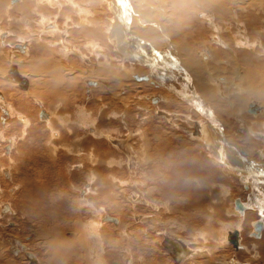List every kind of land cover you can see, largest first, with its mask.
I'll use <instances>...</instances> for the list:
<instances>
[{"label":"rangeland","instance_id":"1","mask_svg":"<svg viewBox=\"0 0 264 264\" xmlns=\"http://www.w3.org/2000/svg\"><path fill=\"white\" fill-rule=\"evenodd\" d=\"M17 1L20 0H5L7 4L4 5V7H0L3 8L1 10L2 14L0 16V60L1 63H3L1 64L3 67H1H8L11 65V63L14 64L16 62L15 64L18 63L17 65L22 72L32 70V68H34V65L30 63V61L32 62V55L34 56V54L37 53V50H45L46 52L43 51L42 54H44L46 57H48L47 55H53L54 59H56V61L60 63L61 67L65 69V76L67 78L72 77L73 83L75 84L73 86L75 87H73L74 89L70 90L71 92L69 90L68 92L63 91L62 93H64V97L66 98H64L62 101L60 100V102L57 103L54 100H50L53 98L52 96H55L60 92L58 86L55 87L54 84H49L47 91L48 93L41 96V100L40 98H37L36 94H32V90L27 92L17 85L15 87L12 86L13 84L11 85L9 81L4 83L5 91L8 92V94H13V97L10 99V97L6 96V105L10 108L6 112L10 114V117L4 116L6 122L8 121V123L5 126L0 125V264H32L26 259L23 249H27V251L32 252L37 257V262L34 261L36 264H234L233 262H236L237 264H264L263 260L261 259V257L264 256V206L262 205L260 207L261 204H259V206L254 205L248 211L245 209L243 212H239L234 207V200L236 199H242L245 202L253 204L252 201L254 200L251 197L253 190H248V188H246L248 185L247 182L235 175V173H244L245 175L251 176L252 173L250 171L233 169L232 172L234 173H224L220 169L216 168L217 174L213 176H208L205 172L202 173V176L194 175L190 179V185L195 187V189L190 191V193L194 197H197V206L195 205V207L191 206V202L188 200L186 195L182 193L184 192L182 187L181 189L179 188L180 190L177 187L172 190L173 188L171 186H166V184L163 183V185L160 183L163 179V175L159 178L151 171H149V175L148 170H152V168L150 166L149 168L148 165L141 166L138 164L136 167H132L135 169L139 168L138 171L134 170L129 176H127L128 174H126V176H122L121 180H114V178H111L113 175L111 174L110 169L107 168L108 165L104 164L106 169L103 166L99 168V175L101 174L102 178L96 174V176L94 175L95 178L90 179V173L87 171L91 169L90 159L92 160L93 158L90 157L91 154L88 156V159L86 158V153L78 155L81 143H83L85 140H90L85 141V147L81 146L84 150L86 149V145H90V147H88L86 150V152L89 153L93 143H95V146H99L103 141H106V137H104L106 134L103 132H111V134L113 133L111 127L106 125L107 129L102 131L97 139L92 140L91 137L88 136L89 138H87L85 136L86 129H83V126H89L94 123V121L99 120V122H101V120L100 117H97L94 119V121L86 120V123L83 124L84 122L81 121V108L84 107L86 109L87 107L89 109L91 104L92 107H101L105 101L101 98V94L98 93L102 90L99 87L94 89L97 93H94L92 102H89L91 99L87 101L85 98H83V93L85 92L83 83L85 77H93V72H95L93 70H96L97 64H100L103 61H109V66H111V71L109 73L113 72L111 75L114 76L118 72L122 71L120 68L121 66H119L120 53L117 50L115 51L113 48L117 39L111 37V35L106 32L113 22V14L111 13L110 7H108L109 1L90 0L98 10V12L92 13V11L90 12L89 8H86L88 6H86L85 3L82 5L83 3H80L81 0H76L79 3V7H84L89 11L88 15L86 13L79 12L78 9L80 8L78 7L71 8L70 5L66 4L62 0H48L49 2L47 0H41L40 2H37L38 4L36 3L37 6L39 5V7L35 6L36 9H40V11L38 10L40 13L36 12L35 14L33 9L29 10L31 15L28 16V19H31L30 21L27 19V16H22L17 13L14 15L10 14V11L18 12L16 9L12 10V7H14V2ZM72 1L74 2V0ZM94 1L96 3H94ZM149 2L155 3V0H149ZM154 3L147 5L151 6L150 8H158L155 9L158 18L159 12L166 11L168 14V18L166 20V29L170 28L169 26H171L173 29H176L174 24L176 22V20H174L176 10L184 7L183 11L185 14L190 12V10L185 7L187 6L186 3H183V5H180L176 2L167 1L164 2L163 5H158L156 3L154 5ZM189 3L194 4V12L196 11L198 13L197 15L191 13V16L194 18V20L198 18V21L195 20L192 23L187 22V28L191 29L190 31H192L193 27L194 30L203 28L204 32L201 37L193 35L191 32L182 29L185 26H181L179 30H176L179 34L185 36V42H181V44L177 46L183 50L185 60L187 50L189 49H192L197 55L202 50L211 53L212 49L210 47L216 48L221 52L226 51V45L222 40L221 35L224 38L233 39V28H225L224 26L219 25L220 27L218 26L219 29H217V32L214 30L212 31L209 29V27H213L215 19L211 22H208V20H205V22L203 20V24L200 25L199 21L207 13H210L211 16L209 17L215 18V16L212 12H207L205 15H203V13L198 9V7L200 8L199 5H196L192 1ZM56 5L59 7H56ZM253 5L254 7L256 6V4ZM43 8L46 11H44ZM5 10L8 12L7 15ZM21 16L23 18H21ZM79 16H82V18ZM41 17L45 18L44 20H46L45 25L41 23L43 26H41L39 23V21H41ZM96 18L99 20H96ZM85 19L90 21L88 22ZM94 19L96 21H94ZM78 22H80L79 26ZM92 22L95 23V27H92ZM81 24L82 28L85 27L86 29L84 30L85 32L82 31L80 33ZM53 25H55L54 29H56V33L53 32L52 34L49 32L52 30ZM146 25H149V23ZM151 26L152 25L150 24L149 27ZM92 28H95V30L97 28L98 29L93 31ZM220 28H224L222 32H220ZM181 30H184V32ZM156 31L159 32V34L162 33V30L160 29H157ZM86 32H91V34L98 33L100 35L98 36V34H95L91 37L90 34V39L87 38V40L84 36ZM4 33H8L9 35L7 34L4 36ZM222 33L225 34V36ZM81 34H83V37ZM161 35L162 34H160V36ZM162 37L161 40H164V37ZM176 39L179 42L178 37ZM200 39H202L204 42H207L210 47H208L206 44H203ZM208 40L210 42H208ZM24 41L29 43V51L25 56L26 58H23L14 49L16 45L21 44ZM46 43L51 44L46 45ZM96 43H98V46H101L100 49L97 48ZM186 43L191 47L187 48L182 45ZM65 44L67 46L69 44V48H67ZM87 44L91 45V47L88 48ZM39 45L42 47V49H36V47ZM70 48L72 49L70 50ZM47 50H49V52ZM262 50H264L263 46ZM28 55L29 57L27 58ZM83 56L84 60L82 59ZM232 56H236V50L234 49L232 50ZM180 57L183 58L181 55ZM86 59L89 63L85 61ZM164 60L167 61L165 58ZM241 61L238 60L239 63L235 64V69L238 72L243 70V72L246 73L244 69L246 64L242 63ZM112 64H116V66L112 67ZM228 64L230 65V61H228ZM25 65H30V68H24ZM136 65L142 64L138 63ZM199 66L200 64H198L195 69H190V71L197 70ZM87 70L91 71L86 73ZM35 71L37 72L34 73ZM34 72H32V74L36 75L39 72V69L34 70ZM138 72H132V74L137 76ZM29 75L30 73L28 74V80L30 81L31 87V83L32 85L34 84V77L31 75L30 77ZM263 76L264 75H260L259 79H261ZM233 77L234 76L230 77V80L234 81H231V83H235ZM2 80H4V78H2ZM130 81L132 83L129 82V84H135L133 89H130V98H128L127 95L125 96L124 91L119 89L120 85L115 87L116 94L127 97L130 99V103L132 102L133 104H136V102H143L142 104L144 106L146 105L143 109H147L148 107V109L150 108L148 112L153 113L156 105L154 106V103L151 105L152 102L148 101V99L142 98L149 93H151V95L155 94L156 96H159L160 93L151 89H148V92H145L144 90L147 89L145 88L143 90L141 86L139 87L137 85L138 82L134 81L133 77H130ZM261 81L262 80H259V82ZM256 83L257 81H250V79L246 76L244 83L246 90H254ZM229 87L231 86L229 85ZM237 88H240V86ZM68 89H70L69 85ZM139 95L141 97H139ZM21 97L23 99H21ZM226 98L227 95L224 99ZM48 99L51 101V105L48 104L50 102ZM246 102L247 101L245 99L239 102L238 112L236 111V113L241 117L242 115H245L251 118L252 116L246 114L242 108V106H245ZM83 104L85 105L83 106ZM174 105L168 104L163 108L167 110H176L183 115L189 113L186 112L185 108L181 106L179 107L177 102L174 103ZM219 107L225 108L222 105ZM94 109L97 110L96 108ZM44 111L46 113L50 111V114L48 113L50 115H48V121H45L46 114ZM91 112L94 115L92 110ZM144 112L145 111H143V113ZM40 113L42 114L41 116ZM147 114L149 115V113ZM43 115L45 118L42 117ZM1 116H3V112L0 109V117ZM259 117L260 115L258 117H252L251 120L260 124L263 122L262 120L256 121V119ZM150 118L152 117L150 116ZM233 118V114H229L227 118L223 117L221 120L223 121L222 124L224 125V130H226V137L232 141L233 144L235 143V145H240L241 151L240 148L238 150V148H236L233 144L229 145L224 143L221 126L217 120L212 118L208 120L210 127L213 129V131L217 130L220 132L218 136H215V148L216 146L217 148H220L219 145H223L225 147V152L221 153L222 156H243V150L247 154L251 153L248 155H250L252 159L256 158L261 161L264 158L263 144L261 145L260 143L253 141L252 136L250 137L247 135V133L245 134L244 132L243 134L244 130L242 127L244 124H246L245 119H242V121L238 118H234L235 120ZM164 119H158L157 117H153L152 119L148 118V120L151 121V124L159 125V123H163L164 125L161 127L164 128L165 131H168V133L174 132L172 131L174 128L171 126L169 118ZM152 120L155 121L152 122ZM175 121L174 122L176 124L180 126L182 125L181 128H184V130H176L178 136L177 140L182 138L187 139V136L190 134V132L193 136V127L187 125L189 123L184 122L183 124V122L179 119H175ZM23 122L27 123L25 124V127ZM249 123L253 124L252 122ZM236 127H240V129H236ZM133 129L134 130H131L130 133L136 132L137 128L134 127ZM258 129L261 131L260 128ZM52 131H59L62 139H58L57 137L54 139V137L51 136ZM121 131H123V129H121ZM138 131L139 135L135 137L137 139H139L140 135L143 134L142 131ZM242 135H245L246 137L248 136V138L246 139V137H241ZM73 136H80L79 138L82 137L83 140L79 141V143L72 142L74 139ZM131 138L132 137H130L129 140H131ZM137 139L133 144V147L135 148L133 149L134 151H137L136 148H138L137 146L139 142ZM249 139L252 140V142H250ZM132 140L134 139L132 138ZM195 143L201 142L196 141ZM76 145H78V147H76ZM104 145H102L100 150L105 151L106 158L113 155L111 152L115 151L108 147V145H105V147ZM69 148L72 150V153ZM176 148L173 147L165 149L169 150L166 152L167 157L172 151L178 152L181 150L183 152V150H188L186 146H176ZM197 148L201 150L200 155L202 154V156L207 157L206 152L203 151V147L197 146ZM228 149L234 150L236 154L231 155V152ZM73 151H77V153ZM149 155L152 154H146V156ZM118 156H121L122 158L125 157V159L127 158V154L124 155L123 153H120ZM115 158L116 157H114V159ZM123 159H121L122 162L124 161ZM93 160L97 162L96 159ZM108 161L110 160H107L106 162ZM250 162L252 164H256L253 161ZM76 164L82 165L83 169L79 168L80 170H77ZM204 164H207V161H205ZM211 165L214 166L213 163ZM122 166L128 169L127 165L125 166L123 164ZM108 167H111V165ZM76 172L78 173V177L81 176L82 179H71L72 177L76 176ZM122 172H124L123 169ZM108 174H111V176ZM105 177L109 178L106 179ZM146 178L148 180H145ZM88 182H90V185ZM77 185L80 186V188L82 186L86 187V185H89V187L92 189V193L84 198V202L86 204H81L83 200L78 198V191L74 190V188H78ZM158 186L161 187L159 188ZM71 187H73V189H71ZM167 188L169 190H167ZM262 188H264L263 183L260 187V190ZM171 190L172 192H170ZM98 191L101 194L98 193ZM171 193H175V195L177 194L176 197H174L175 195ZM132 195L139 196L140 199H137L133 202V199L131 198ZM82 197L84 196L82 195ZM142 198L145 202H142L141 204L140 200ZM250 198L252 199L251 202ZM36 199L42 203L41 226H38V219L35 222L33 220V215L38 213V211L33 207V202ZM5 204L9 205L12 210L11 213H2L1 210ZM20 207H24L26 211H23V209L20 210ZM103 214L118 218L119 227L117 228L121 231H116L117 228L111 222L108 223L107 221V224H105L106 226H104L102 222L100 223V217ZM254 220L255 222L258 220L263 221L260 237H255L256 234L251 224V222L253 223ZM95 223L102 224L97 225L98 228H107L105 230L106 235H101V240L100 238L95 239V237H93V232L90 230L91 226L95 228ZM234 228H239V244L242 246L240 250H235L226 239L227 232L234 231ZM102 233L103 229L101 230V234ZM88 235L90 236L89 238ZM75 237L77 240L71 242V240H74ZM79 238L80 241L81 239L83 241L80 242ZM165 238L181 240L189 248L188 252L190 254L186 255L182 260L175 262L168 251L161 245V242ZM20 246H22L23 249H21ZM94 249H98V252L101 251V255L104 256V261L95 257ZM12 250H18V252L13 253ZM69 253L77 254L74 257L68 258ZM258 254H260L261 257L259 256L258 258ZM81 255L84 257V261L81 258ZM142 258H144L145 263ZM34 262L33 264H35Z\"/></svg>","mask_w":264,"mask_h":264},{"label":"bare ground","instance_id":"2","mask_svg":"<svg viewBox=\"0 0 264 264\" xmlns=\"http://www.w3.org/2000/svg\"><path fill=\"white\" fill-rule=\"evenodd\" d=\"M38 1L40 2L41 0H20V1H17L16 3L13 4L15 8L12 7V10L14 8L18 12L10 11V14L14 15L17 13V14H20L22 16H27V19H28V16L31 15L29 12L30 9H33L35 11V14H36V12L38 13L40 11V9H38V8L36 9V7H35V6H37L36 3ZM62 1H64L66 4L70 5L71 8H76V7L80 8V9H78V11L82 12V13L88 14L89 13V11L87 10L88 8L90 9V12L92 11V13L98 12L96 7L94 6V4L90 0L89 1L88 0H81V2H80V3H83L82 5H84V3H85V5L88 6V7H86L87 9H85L84 7L83 8L79 7V5H78L79 3L76 0H74V2L72 0H62ZM105 1H107V0H105ZM108 1H109L108 7H110L111 13L113 14V18H112L113 22H112L110 28H108V31H106V32H108L111 35V37L117 39L116 44L114 45L113 48L115 49V51L117 50L120 53V58H119V64L120 65L119 66H121L120 68L122 71L118 72L117 74H115L113 76V75H111L113 72L109 73L111 71V69H110L111 66H109V61H105V62L103 61L100 64L97 62L98 63L97 66L95 65L97 68H96V70H93V71H95V72H93V74H94L93 77L88 78L89 76L86 74L88 77H85V80L83 83L84 84V90H85V92L83 93L84 94L83 98H85L87 101H89L91 99L89 102H92L94 93H97V92H95L96 90H94V89L99 87L102 90L99 91L98 93L101 94L100 95L101 98L105 101V103L103 102V105L101 107L100 106L99 107L98 106L92 107L91 106L92 104H91L89 106V109L87 107H86V109L84 107L81 108V110H80V111H82L81 121L84 122V123L82 122L83 124L86 123V120L94 121V119L97 117H100V120H101V122H99V120H96V121H94V123H92L89 126L88 125L85 127L83 126V129H86L85 136L87 138L91 137L92 140L97 139V137L101 134V132L105 131L107 129V126L111 127V130L113 133V134H111V132L110 133L109 132H103L104 134H106V135H104V137H106V141H103L102 144L99 146H95V143H93V145L91 146V151L89 153L84 151V153H86L87 159H88V156L91 154L90 157L97 160V162H95L93 159L92 160L90 159L91 164H92V165L90 164V168H91L90 170L91 171L90 170L87 171L90 173V179L95 178L96 174L99 177H101V174L99 175V168H101V166H103L106 169V166H104V164H107L108 166L111 165V167H112V165L115 166V164H116L119 167V165L124 163L125 166L127 165L128 169L132 166L131 165V162L133 163V161L131 160L132 156L137 157V155L139 154V150L134 151L133 150L134 149L133 144L130 145L132 138L137 139L135 137L137 135H139V133H137V132L130 133L131 130H134L133 128L136 127L138 130L143 132V134L140 135L139 139H137L139 142L137 147L140 146L139 148H141L142 150L143 149L148 150L147 154H152L149 156H142V160H144L146 162L148 167L150 166L152 168V170H149V171H151L152 173H155L157 175V177H159V178L162 177V175H163V179L161 180L160 183H162V184L164 183V184H166V186H171L173 188L172 190H174L176 187L178 189L179 188L181 189V187H182L184 190V192H182V193H184V195H186L188 200L191 202V204H192L191 206L195 207L197 197H194L190 193V191H193L195 189V187L190 185V179L194 175L202 176V173H204V172L208 176L216 175L217 169H220L224 173H234V172H232L233 169L250 171L252 173L251 176L245 175L244 173H235V175L239 176L241 179H244L247 182V184L249 186L247 185L246 188H248V190H251V191L253 190L251 193V197L254 201H252V199L250 198L251 199L250 202L252 201L253 204L245 202L242 199H240L239 201H240V203L242 202V203L247 205L246 211L251 209V207L254 205L259 206V204H261L260 207L262 205L264 206V188H262L260 190L262 183L264 184V181H263L264 180V158L261 161L256 159V158L252 159L250 157V155H248L251 153L247 154L243 150H242L243 156H238V155H235L236 153L232 149H228V150L231 152V155H235V156H232V157L222 156L221 153L225 152V147L223 145H219V147L221 148V150H220V148H217V146L215 148V144H214V141L216 140L215 136H218L220 134V132L217 130L213 131V129L210 127L209 122H208V120H210L212 118H214L215 120L218 121V123L221 126L223 141H224V143H227L230 145V144H233V142L230 141L226 137V133H225L226 130H224V127H223L224 125L222 124L223 121L221 119H223V117L227 118L229 116V114H231V115L233 114L235 119H237V118L239 120L245 119L246 124H244L243 127L241 126L242 129L244 130L243 134H244V132H245V134L247 133V135H249L250 137L252 136L253 141H255L256 143L258 142L261 145L263 144V146H264V125H263L264 124V82H263L264 76L261 79H259L260 75H264V50H262V46L264 47V0H171V1H169V0H155V3L158 5H163V3L166 1L167 2H176V3H179L180 5H183V3L187 4V6H185V7L190 10L189 13H186V14L184 13V11H183L184 7L175 11L174 20H176V22L174 24L176 26V29L171 28V26H169L170 28L166 29V20L168 18V14L164 10L165 12H159V18H158V15H156V11H155V9L157 7L156 8H150L151 6H148L149 4H152L154 2L150 3L149 0H108ZM190 1H192L196 5L200 6V8L198 7V9H199V11H201L203 13V15H205L207 12H212L215 16V18L209 17L211 15H210V13H207L206 14L207 16L205 15L204 17H202V19L200 18L201 19L199 21L200 25L203 24L202 23L203 20L204 21L208 20V22H211L212 20L215 19L214 20L215 23H213V27L212 28L209 27V29H211L212 31L214 30L215 32H217L218 31L217 29H219L218 28L219 25L224 26L225 28H227V27L233 28V32H234L233 39L224 38L221 35V38L226 45V51L221 52L220 50H218L216 48L210 47L207 44V42H204L202 39H200V41L203 44H206L208 47H210L212 49V52L210 53V52H207L205 50H202L197 55L196 52H194L192 49H189V50H187V55H186V60H185L183 50L180 49L179 47H177L178 45L181 44V42H185V36L182 34H179L176 30H179L181 28V26H185L182 29H184L185 31L191 32L193 35L201 36V37H202L203 32H204L203 28L194 30V27H193L192 31H190L191 29L187 28L188 27V25H186L187 22L192 23L195 20L198 21V18L194 20V18L191 16V13L196 14V15L198 13L196 11L194 12L195 6H194V4H190L189 3ZM94 3H96V2L94 1ZM155 3H154V5H155ZM6 4L7 3L5 2V0H0V7H4V5H6ZM253 4H256V6L254 7ZM37 7H39V5ZM56 7H59V6L56 5ZM98 7H100V6H98ZM2 9L3 8H0V16L2 14V12H1ZM43 9H41V10H43ZM44 11H46V10L44 9ZM5 12H6V10H5ZM26 12H29V13H26ZM99 12H100V10H99ZM32 13H34V12H32ZM7 14H8V12H6V15ZM22 16H21V18H23ZM32 16H33V14H32ZM7 17H10V16H7ZM195 17H197V16H195ZM80 18H82V16ZM97 18H99V17H97ZM97 18H96V20L100 19V18L99 19H97ZM44 19L45 18L41 17V21H39V23L40 24L42 23L43 25H45L46 20H44ZM24 20H25V18H24ZM34 20H36V19H34ZM96 20L94 19V21H96ZM86 21L89 22L90 20H86ZM22 22H24V21H22ZM15 23H16V21H15ZM79 23L80 22H78V26H79ZM148 23H149V25L151 24L152 25L151 27H153V28L149 27V25H146ZM42 24H41V26H43ZM94 24L95 23L92 22V27L94 26ZM9 25H10V23H9ZM88 25H89V23H88ZM22 26H25V25H22ZM54 28H55V25H53L52 30L49 33L53 34V32L56 31V29H54ZM76 28H78V27H76ZM80 28H81L80 33L82 31L85 32L84 30L86 28L85 27L82 28V24H81ZM207 28H205V29H207ZM157 29L162 30L161 31L162 33H160V34H162L161 36H160L159 32L156 31ZM223 29L224 28H222L220 30V32H222ZM94 30H95V28L93 29V31ZM184 30H181V31L184 32ZM100 31H102V30H100ZM108 33H107V35H108ZM7 34L8 33H4L3 35L5 36ZM90 34H91V32H86L84 35L86 37L85 39H87V38L90 39ZM95 34H91V37H92V35H95ZM81 35L83 37V34H81ZM99 35L100 34H98V36ZM213 35H214V33H213ZM223 35L225 36V34H223ZM162 36L164 37V40H161ZM177 37H178L180 43L176 39ZM180 40H182V41H180ZM48 42H50V41H48ZM91 42H93V41H91ZM208 42H210V41L208 40ZM28 44L29 43L27 41H24L21 44H18L17 46H15L14 49L16 50V52H18L24 58L29 51ZM50 44L46 43V45H50ZM97 44L98 43H96V45ZM87 45H88V48L91 47V45H89V44H87ZM182 45L184 47H187V48L191 47L187 43L182 44ZM100 47L101 46L97 45V48L100 49ZM67 48H69V44H68ZM36 49H42V47L39 45L38 47H36ZM71 49L72 48H70V50ZM233 49L236 50V56H234V57L232 56V50ZM43 51L46 52L45 50H43ZM43 51L37 50V53L34 54L35 57L32 55V62L30 61V63L34 64V68H32V70L26 69L27 71H25V72H22L21 69H19V67L17 65L18 63L15 64L16 62L14 64L11 63V65L8 67L2 68L3 66L1 64H3V63H1V60H0V107H2L0 109L2 110L3 114L5 112V115H3L1 117L2 122L6 120L5 119L6 116L10 117V114L6 112L10 108L6 105V101H5V98L3 96V93L5 95H8L11 98L13 97V94H11V93L8 94V92L5 91V86H4L5 84L4 83H6V81L7 82L9 81L11 83V85L13 84L12 86L15 87L17 85L27 92H29V90H32L33 93H34V91H35V93L38 92V93H36L37 98H40V99H41V96L46 95L48 93L47 91L49 88V84H54L55 87L58 86V88L60 89V92L58 94H56L55 96H52L53 98H51L50 100H54L57 103L60 102V100L62 101L64 98H66V97H64V93H62L63 91L68 92V90L70 91L71 89H74L73 87H75V86H73V85H75V84L73 83L72 77L67 78L64 74L65 69L61 67L60 63H58L56 61V59H54V56L53 55H47V53H46V55L48 56V57H46L44 54H42ZM47 51L49 52V50H47ZM179 54L181 56H183V58L180 57ZM194 55H196V56H194ZM28 57H29V55L27 56V58ZM83 58H84V56L82 57V59ZM164 58L167 61H165ZM1 59H2V57H1ZM238 60L239 61L242 60L241 62L246 64V66L244 68L246 73H244L243 70L238 72L235 69V64L239 63ZM85 61L87 63H89L87 59ZM228 61H230V65L228 64ZM138 63L142 64V65H136ZM198 64H200V66L198 67L197 70L190 71V69H195V67ZM29 66L25 65L24 68L25 67L28 68ZM114 66H116V64L113 65L112 67H114ZM36 69H39V72L36 75L32 74V72H34V70H36ZM88 71L89 70H87L86 73ZM136 71L137 72L139 71L137 76L135 74H132V72H136ZM187 71H190V72H187ZM36 72L37 71H35L34 73H36ZM29 73L32 77H34V84L32 85L33 89H32V87H30V81L28 80V74ZM231 76H234L233 78L235 80V83H231V81H233V80H230ZM246 76L250 79V81H257L254 90H246V87L244 84L245 80H246ZM83 77H84V75H83ZM130 77L131 78L133 77V80L137 81L138 82L137 85L139 87L141 86L143 90L146 88L147 90H144L145 92H148V89L149 90L151 89L153 91H158L160 93L159 96H156L155 94L151 95V93H149L148 95L145 94L146 96H143V98H142V99H144V98L148 99V101L152 102L151 105H153V103H154V106L156 105L155 109L153 110L154 111L153 113L148 112V110L150 109V108L148 109V107H147V109H143L146 106V105L144 106L142 104L143 102L142 103L136 102V104H133L132 102L130 103V99H128L131 97V92H130L131 90L130 89H133V86L135 85L134 83L131 84L132 82L130 81ZM2 78H4V80H2ZM139 78H141V80H137ZM259 80H262V81L259 82ZM129 82H131V83L129 84ZM68 85L70 86V89H68ZM118 85H120L119 89L124 91L125 96L127 95L128 98L125 96H120V95L116 94L115 87H117ZM121 85H122V89H121ZM229 85L231 87H229ZM238 86H240V88H237ZM127 87H128V89H127ZM235 90H236V92H235ZM226 95H227V98L224 99L226 97ZM22 97H21V99L24 98V97L23 98ZM139 97H141V96L139 95ZM243 99H245L247 101L245 106L244 107L242 106L243 111L246 114H248L249 116L251 115L252 117H258L260 115V117L257 118L256 121L262 120L263 122H261L259 124L258 122H253L251 120L252 117L250 118V117H247L245 115H242V117H241L239 114H238L239 116L237 115L236 111L238 112L239 102L242 101ZM50 100L48 99V101H50ZM176 102L178 103L179 107L181 106V107L185 108L186 112H189L190 114L187 113V114L183 115V114H180V112H178L176 110H169V109L167 110V109L163 108L164 106H166L168 104L174 105V103H176ZM18 103H20V102H18ZM225 103L227 104V107H226ZM48 104L51 105V101ZM84 105L85 104H83V106ZM148 105H149V102H148ZM220 105H222L225 108L219 107ZM94 108H96L97 110H95ZM99 109H100V111H99ZM91 110L94 112V115L92 114ZM143 111H145V112L143 113ZM48 113H47V115L50 114V113L49 114ZM147 113H149V115ZM195 113L197 116L195 115ZM150 116L152 118L157 117L158 119L159 118H161V119L169 118V122H171V126L174 128V130H172V131H174V132L168 133V131H165L164 128L159 127V126H163L164 125L163 123H159V125L151 124L150 123L151 121L148 120V118L152 119V118H150ZM46 118H47V116H46ZM193 118H195V119H193ZM175 119H179L180 121L183 122V124H184V122L189 123L187 125L193 127L192 134H193V136H195V135L196 136L193 137L191 135V132H190V134H188V136H187V139L182 138V139L177 140L178 136H177L176 130L177 129L184 130V128L183 127L181 128L182 125L180 126V125L176 124ZM45 121H48V119ZM81 121H80V123H81ZM153 121H155V120H152V122ZM95 122H97V123H95ZM249 122H252L253 124H250ZM7 123L8 122L4 123V126L7 125ZM177 123H178V121H177ZM23 124H24V126H26L25 124H27V123L23 122ZM47 124H48V122H47ZM260 125H261V127H260ZM262 126H263V129H262ZM237 128L240 129V127H236V129ZM258 128H260L261 131H259ZM121 129H123V131H121ZM161 129H162V131H161ZM76 130H77V127H76ZM246 131H248V132H246ZM256 131H259L260 133L256 132ZM52 134L54 136L56 135V137L59 135V137L61 138V134L59 133V131L58 132L52 131ZM59 137H57V138H59ZM79 137L75 136L73 142L77 143V142L83 140L82 137L81 138H79ZM130 137H132L131 140H129ZM241 137H246V136L242 135ZM123 138H125V139H123ZM247 138H248V136L246 137V139ZM252 140H250V142H252ZM85 141H90V140H85ZM85 141H83V143H81V146L85 145ZM196 141H200L201 143H195ZM185 142H186V144H185ZM104 144L106 146L108 145V147L113 148L114 150H117L118 152L121 150L124 154H127V158L126 159L124 158V161L122 162V160H121L122 157L120 159H118V157H119L118 156L117 158H115V159L112 158V160L106 162L107 160H109V158H111L112 155L111 156L108 155L110 157L107 159L106 155H105V151L100 150V148ZM105 145H104V147H105ZM233 145L236 148H238V150L240 148V151H241L240 145H237V144L235 145V143ZM176 146L177 147L178 146L179 147L186 146L188 150L182 149L183 152L181 150L178 152L177 151H172V152L170 151L171 153L167 157L166 152H168L169 150H165V149L173 148ZM197 146L203 147V149H204L203 151L206 152V155L208 158L202 156V154L200 155L201 150L198 149ZM89 147H90V145H89ZM73 148H74V146H73ZM69 150H70V148H69ZM67 151H68V149H67ZM70 151L72 153V150H70ZM73 152L77 153V151H73ZM188 152H189V154H188ZM111 153H113V152H111ZM140 154H141V152H140ZM117 155H119V154L117 153ZM259 155H260V151H259ZM114 156H116V155H114ZM261 158H262V155H261ZM137 159H139V158L137 157ZM205 161H207V164H204ZM250 161H253L256 164H252ZM94 163H96V164H94ZM212 163L214 164V166L211 165ZM76 165H77V168H81L80 166H82L80 164H76ZM108 166H107L108 169H112L111 167H108ZM213 167H215V168H213ZM96 171H97V173H96ZM104 171H102V172H104ZM149 171H148V174H149ZM226 171H228V172H226ZM254 171L258 172L257 174L261 175V176L260 175H258V176L261 177L260 179L263 182H260V181L258 182L256 180L255 174H253ZM89 173H88V175H89ZM111 174H108V175L111 176ZM154 177H156V176H154ZM105 178L108 179L109 177L108 178L105 177ZM111 178H114V177L111 176ZM145 180H148V179L146 178ZM88 181H90V180H88ZM88 183L90 185V182H88ZM259 184H261V185H259ZM89 185H86L84 191L82 192L83 194L84 193L85 194L84 195L80 194L81 196L83 195L85 197V196H88V194L92 193V189L89 187ZM166 186H165V188H166ZM150 189H152V188H150ZM167 190H169V189L167 188ZM172 190L170 192H172ZM99 191H98V193H100ZM149 191H151V190H149ZM171 194L175 195V193H171ZM176 195L174 197H176ZM84 197L82 199L83 201L81 202L82 205L85 203ZM163 197H161V198H163ZM192 197H194V198H192ZM131 198L133 199L132 200L133 202L136 201L137 199H140V197L136 196V195H134V196L132 195ZM187 198H186V200H187ZM175 199H177V198H175ZM140 202L142 204V202H145V201L142 198L140 200ZM234 203H235V200H234ZM176 204H177V202H176ZM243 206L246 209V206L245 205H243ZM234 207H235V205H234ZM177 209H179V208H177ZM1 211L4 214L12 212L9 205H6V204L2 207ZM246 211H245V213H246ZM106 217H111V216H109L107 214H103L100 217V223L101 222H102V224L107 223V222H105V221H107L105 219ZM112 218L116 219V223H113L115 225V227L116 228L119 227L118 226L119 219L116 217H112ZM108 222H110V221H108ZM262 222H263L262 220H258L257 222H255V220H254L253 223L251 222V224L253 226V230L256 234L255 237H260V235H261ZM96 225L97 224L95 223V228H96ZM257 225L261 227L260 230H257V228H256ZM239 227H241V226H239ZM263 227H264V225H263ZM95 228H92V229L94 230ZM97 229H99L98 226H97ZM97 229H95V230H97ZM238 229L236 228L234 230V231H237V233H238V242H237L238 247H237V249H235L233 247L235 250H240L242 247L239 244L240 234L238 232ZM229 232H233V231H229ZM229 232H227L226 236L228 235ZM95 233H98V232H95ZM104 234L106 235V233H104ZM95 235H97V234H95ZM89 237L90 236L88 235V238ZM100 237H102V236L100 235ZM166 239L176 240V241L180 242V244L184 248L183 253H185V256L190 254L188 252L189 248L181 240L172 239V238H166ZM79 241H80V238H79ZM163 241L161 242V245L163 244ZM20 247H21V249H23L22 246H20ZM165 249L168 251L170 256L175 261L174 257L177 255V251H178L176 249V246L174 244H171L170 247L165 248ZM23 251H24L26 259L28 260L29 263L33 264L34 261L37 262V257L32 252L27 251V249H23ZM16 252H18V250L13 251V253H16ZM20 255H21V253H20ZM101 256H103V255H101ZM185 256H184V258H185ZM259 256L261 257L260 254H258L257 257L259 258ZM261 259L264 262V256L261 257ZM233 263L237 264L236 262H233Z\"/></svg>","mask_w":264,"mask_h":264},{"label":"crops","instance_id":"3","mask_svg":"<svg viewBox=\"0 0 264 264\" xmlns=\"http://www.w3.org/2000/svg\"><path fill=\"white\" fill-rule=\"evenodd\" d=\"M14 3H16V2H14ZM14 8H15V7H14ZM14 8H13V9H14ZM16 46H17V45H16ZM28 46H29V45H28ZM28 49H29V48H28ZM32 65H34V64H32ZM31 87H32V83H31ZM36 93H38V92H36ZM36 93H35V91H34V95H35ZM32 94H33V91H32ZM36 95H37V94H36ZM3 96H4V98H5V101H6V96L9 97L8 95H5L4 93H3ZM21 96H22V95H21ZM10 98H11V97H10ZM3 115H4V114H3ZM41 115H42V114L40 113V116H41ZM42 117L45 118L44 115H43ZM45 119H46V118H45ZM24 127H25V126H24ZM159 127H161V126H159ZM161 131H162V129H161ZM136 132L138 133L139 131L136 129ZM51 136L54 137V139L56 138V135L54 136L53 134H51ZM57 137H59V135H58ZM59 138H60V137H59ZM59 138H58V139H59ZM73 140H74V139H73ZM73 140H72V142H73ZM135 141H136V139L131 140V142H130L131 145L134 144ZM75 143H76V142H75ZM77 143H79V142H77ZM76 147H78V145H76ZM82 147H85V145L82 146ZM82 147L80 146L81 149L79 148L78 155L81 154V153L83 154V153H84L83 151H86L87 148L89 147V145H86V149H84V150H83ZM139 147H140V146H139ZM139 147L136 148L137 150H139V154L137 155V157H138L139 159H137L136 156H135V158H134V156H132L133 159L131 158V160H132V161H136V162H133V163L131 162V165H132V166L130 165L131 167H130L129 169H126L125 167L122 168V167H123L122 165H123L124 163H122L121 165H119V167H118L116 164H115V166L112 165L111 168H112V169L114 168V169H113L114 171H113L112 169H110V170H111L110 172L112 173V175H113V177H114V180H115V179H117V180L120 179V180H121V179H122V176H126V174H128L127 176H129L134 170H137V171H138L139 168H137V169L132 168V167H136L138 164H140V165L143 164L142 166H146V165H147L146 162H145L144 160H142V156H146V154L148 153V150H144V149L142 150V149L139 148ZM133 148H134V147H133ZM145 148H146V147H145ZM175 148H176V147H175ZM112 149H113V148H112ZM134 149H135V148H134ZM176 149H177V148H176ZM113 151H115V152H113L114 154L111 156V158L107 157V158H109V160H112V158L114 159V157L117 158V157H118L117 153H119V154H120V153H123L121 150L118 152L117 150H114V149H113ZM140 152H141V154H140ZM123 154H124V153H123ZM114 155H116V156H114ZM124 155H125V154H124ZM120 158H121V156L118 157V159H120ZM123 158H125V157H123ZM123 158H122V159H123ZM134 159H135V160H134ZM123 160H124V159H123ZM141 162H142V163H141ZM80 164H81V163H80ZM134 164H135V165H134ZM145 164H146V165H145ZM80 167H81V169H83V166H80ZM76 169H77V170H80L79 168H76ZM122 169L124 170V172L121 171ZM119 170H120V171H119ZM148 171H149V170H148ZM128 172H129V173H128ZM114 173H115V174H114ZM257 173H258V172H255V171H254V173H253V174H255V178H256V180H257L258 182H259V181H260V182H263L264 180L261 181V179H260L261 177L258 176V175H260V174H257ZM75 174H76V176L72 177V178H71L72 180L82 179L81 176L78 177V173H77V172H76ZM81 174H82V173H81ZM79 175H80V174H79ZM115 175H116V176H115ZM260 176H261V175H260ZM119 183H120V182H119ZM77 186H78V185H77ZM71 189H73V187H71ZM84 189H85V186H82L81 188H80V186H78V188H76V189L74 188V190L78 191L77 193L79 194V196H81L80 194H83L82 192L84 191ZM84 194H85V193H84ZM84 194H83V195H84ZM88 195H89V194H88ZM79 196H78V198L82 200L83 197H82V196L79 197ZM85 197H86V196H85ZM85 197H84V198H85ZM85 200H86V199H85ZM241 203H242V202H241ZM41 204H42V203H40V201H39L38 199H36V200L33 202V207L38 211L37 214L33 215V218H34L33 220H34V222L37 221V219L39 220V221H38V226H41V219H42V218H41V217H42V215H41V210H42V209H41V208H42ZM85 204H86V203H85ZM242 204L245 205V206H246V209H247V205L244 204V203H242ZM35 205H36V206H35ZM21 206H22V205H21ZM22 209H23V211H26V209H25L24 207H20V210H22ZM106 222H107V221H106ZM108 223H110V222H108ZM96 224H97V223H96ZM103 224H104V226H106L105 224H107V223H103ZM97 225H102V224L98 223ZM97 225H96V228H95V229H97ZM23 226H24V225H23ZM94 227H95V226H94ZM92 228H93V227H91V231L93 232V234H94L93 236L95 237V239H99V238H101L100 235H104L105 230L107 229L106 227H102V228L99 227V229L101 228L100 230H98V229H97V230H95V229L93 230ZM102 229H103V233L101 234L100 231H101ZM108 229H109V228H108ZM117 230H120V229L117 228L116 231H117ZM95 232H98V233H95ZM125 233H126V232H125ZM95 234H97L98 236L95 235ZM99 234H100V235H99ZM83 236H84V235H83ZM76 240H77V238L75 237V239H74V240L72 239L71 242H74V241H76ZM100 240H101V239H100ZM82 241H83V240L81 239V242H82ZM97 250H98V249H97ZM97 250L94 249V251H95V253H94L95 257H96L97 259H101V260L104 261V256H101V251L98 252ZM76 254H77V253H76ZM76 254H75V253H71V254L69 253V254H68V258H69V257H74ZM87 255H88V254H87ZM81 256H82V255H81ZM81 258L83 259L84 257L82 256ZM82 259H81V260H82ZM84 260H85V259H83V261H84ZM142 260H143L144 263H145L144 258H142ZM106 264H107V263H106Z\"/></svg>","mask_w":264,"mask_h":264},{"label":"water","instance_id":"4","mask_svg":"<svg viewBox=\"0 0 264 264\" xmlns=\"http://www.w3.org/2000/svg\"><path fill=\"white\" fill-rule=\"evenodd\" d=\"M137 80H141V78H139ZM234 205H235V209L240 211V212L244 211V209H245V207L237 199L235 200ZM105 219L107 221L112 222V223H116V219L115 218L106 217ZM256 228H257V230L261 229V227L258 226V225L256 226ZM227 240L235 249H237V247H238V243H237L238 242V233H237V231L229 232L228 235H227ZM171 244H174L176 246V249L178 250L177 251V255L174 257L175 261L178 262L181 259H183L184 256H185V253H183L184 248L182 247L180 242H178L176 240L166 239V238L164 239L162 245H163V247L168 248V247L171 246Z\"/></svg>","mask_w":264,"mask_h":264},{"label":"flooded vegetation","instance_id":"5","mask_svg":"<svg viewBox=\"0 0 264 264\" xmlns=\"http://www.w3.org/2000/svg\"><path fill=\"white\" fill-rule=\"evenodd\" d=\"M0 108H2V107H0ZM4 109V108H3ZM45 112V111H44ZM8 113V112H7ZM45 114H46V116H47V118H46V120L48 119V115H47V113L45 112ZM2 117V116H1ZM1 117H0V120H1ZM8 122V121H7ZM2 123V124H1ZM4 123H6V120L5 121H0V125H4Z\"/></svg>","mask_w":264,"mask_h":264}]
</instances>
